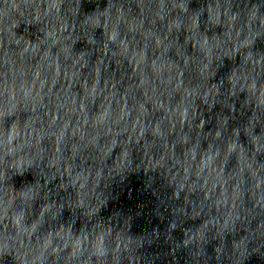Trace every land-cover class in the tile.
Masks as SVG:
<instances>
[{
	"label": "clouds",
	"instance_id": "obj_1",
	"mask_svg": "<svg viewBox=\"0 0 264 264\" xmlns=\"http://www.w3.org/2000/svg\"><path fill=\"white\" fill-rule=\"evenodd\" d=\"M3 115H4V113L0 112V117H2ZM182 115H184V114H182ZM24 178L27 179V177H24ZM4 180H5V173L2 170H0V183H2Z\"/></svg>",
	"mask_w": 264,
	"mask_h": 264
}]
</instances>
